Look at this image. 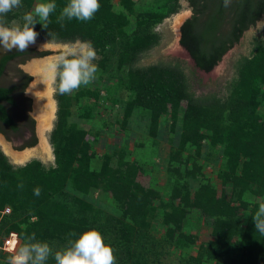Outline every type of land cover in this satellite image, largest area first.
<instances>
[{
	"label": "trees",
	"instance_id": "16d2710c",
	"mask_svg": "<svg viewBox=\"0 0 264 264\" xmlns=\"http://www.w3.org/2000/svg\"><path fill=\"white\" fill-rule=\"evenodd\" d=\"M38 1L48 2L21 0L20 12L12 10L5 15L6 25L11 26L32 11ZM113 1L99 0L100 8L89 21H61L60 13L69 0H54L57 8L47 29L37 22L34 30L56 43L91 42L96 53L102 55L95 63L98 79L108 68L106 49L120 41L121 50L111 76L129 92L130 99L123 107L125 117L140 111L143 118L149 119L152 135L166 123L179 139L168 170V202L156 205L161 191L149 182L144 164L129 160L126 150L115 156L106 155L102 168L93 169L96 154L89 132L73 121L71 97L58 91L57 123L51 134L55 165L48 167L32 160L16 166L0 150V211L10 207L12 212L1 231L4 236H15L23 242L35 233L36 240L48 242L52 248L60 245L57 250H62L87 230L99 229L104 233L103 226L96 228L104 212L90 196L99 192L117 206L119 217L109 220L115 222L111 227L123 242L127 259L136 257L131 264H147L136 252V242L146 237L152 240L149 246L141 244L143 253L159 243L151 237L154 220L158 221L163 241L179 249L181 259L188 257L184 264H264V233L256 230L253 221L260 206L257 200H264V41L257 40L253 54L236 62L237 75L228 85L227 97L197 96L178 66H136L143 53L159 44L160 37L151 26L178 12L179 0L170 10L143 13L135 24L125 11L112 10ZM120 1L126 8L134 4L133 0ZM188 1L193 15L181 26L180 45L204 73L213 72L245 32L264 18V0H230L228 7L224 0ZM132 25L135 29L129 33ZM50 54L35 48L27 52L0 50V119L5 124L16 129L7 110L17 104V74L23 82L21 94L25 95L33 81V76L21 66ZM8 79L12 81L8 83ZM101 92L89 88L79 99L88 97L95 103L108 100L112 104L121 100L102 96ZM25 101L24 110L29 113L32 100L25 95ZM83 108V120L96 113L94 107ZM28 117L33 140L20 150L38 143L36 121ZM205 142L210 148L212 166L219 167L220 192L214 183H204L196 189L191 184L208 166L193 163L189 167L194 160L192 152L195 150L200 156ZM184 154H188L186 159ZM195 213L212 231L211 239L192 255L187 250L196 244L190 231ZM8 256L6 251L1 252L0 264H8ZM46 264H55L54 258L49 257Z\"/></svg>",
	"mask_w": 264,
	"mask_h": 264
},
{
	"label": "rangeland",
	"instance_id": "374dc122",
	"mask_svg": "<svg viewBox=\"0 0 264 264\" xmlns=\"http://www.w3.org/2000/svg\"><path fill=\"white\" fill-rule=\"evenodd\" d=\"M40 2L41 1H38L37 3ZM133 2L134 4L132 7L126 8L120 0H114L112 3V10L116 13L125 11L130 19H132V23L135 24L137 20L142 17L143 13L154 11L163 12L164 10H170L177 6L175 0H133ZM13 10L18 11L19 7L14 8ZM177 11L178 12L176 13L169 14L161 23L153 24L151 26V30L160 37L159 44L151 50L143 53L137 61L136 66H178L186 73L191 90L195 92L197 96L216 94L222 98L227 97L229 94L228 85L237 75L235 70L236 62L241 57L251 56L253 54L255 42L257 40L264 41V18L259 21L257 25L251 27L245 32L241 41L225 55L213 72L204 73L196 68L186 50L180 45L181 26L192 16V8L190 7L189 1L179 0ZM22 18L23 16L15 20L11 26H13V24H19L22 26ZM133 29H135V27L133 28L132 25V27L128 28V32H132ZM119 42L120 41L117 40L116 44L109 46L106 49V54L109 56V62L107 64L108 68L105 70V73H103V77L100 79H97L96 77V79H94L88 86H81L78 90H75L69 95L73 103V121L75 120L74 122L78 123L83 121L85 126L91 129V132H88L90 135V141L94 147L99 141L100 133L104 131L107 134L110 129L111 125L107 118L117 116L121 108L124 107V104L130 99L129 92L122 88L123 86L120 85L116 77L111 76V74L115 72L114 70L116 69L118 54L121 50ZM80 44H82L80 41L66 44L56 43L38 36L36 44L29 46V48H35L39 51H50L51 54L44 58L31 60L21 66L25 72L33 76V81L27 88L25 95L32 100L31 115L36 121L35 129L38 143L34 147L26 148V150L21 151L20 148L24 145L8 142L4 137L0 136V150L8 157L12 164L19 166L25 165L32 160H39L48 167L55 165V154L54 148L51 144V134L57 123L58 102L56 96L58 93V79L53 81L48 66L53 63L61 53H66L73 48L78 50ZM101 58L102 55L97 53V59L93 61V63H97ZM38 66L43 69V72L34 70V68ZM44 71L49 73L45 75ZM11 81V79H8V83ZM89 88L92 92L96 89H101L103 91L101 92L102 96H111L112 98L121 100L117 104H112V102L108 100H98V103H95L93 102V99L88 97L80 100L79 95ZM88 102L90 103L87 104ZM87 105L89 107H94V112L96 113H93L91 118L80 120V114L84 109L83 107H86ZM47 109L49 110V113H47ZM106 128L108 130H106ZM127 152L129 153V158H131V160L138 158L139 155H144V153L139 154V152L137 154L134 152ZM117 153H119V151L112 153L111 156H115ZM183 158L186 159L187 154H184ZM196 158L198 161H195V163L203 164L202 166L207 164L208 166H204L199 178L196 181L191 180V184L198 186L200 182L201 184H207L208 182L211 184L214 183L220 192L222 181L218 178L219 167L210 166L212 163V155L205 153ZM146 176L150 182L152 174L150 177L148 175ZM90 196L98 202L99 208L104 212L96 228H100V226L104 227V233H101L99 229L97 230L102 234L104 242L113 248L116 257V264H131L136 257L132 260L127 259L128 257L125 255L124 244L119 239L116 231L113 230V227H111V225L114 226L115 222L113 219L111 221L109 220V218H112L113 216L115 218L119 217L117 206L109 203L108 197L105 194L93 192ZM257 201L259 204L264 203V200L261 199H258ZM9 215L4 217L3 222L5 219L9 220ZM197 215L198 214L195 213L192 220V225L195 227L190 228V231L196 237V244L192 249L189 251L187 250V252L192 255L198 253V248L202 243L211 239L212 228L203 224L204 222L202 218H200L201 222L198 224L197 219H199V216ZM153 228L154 230H151V237L156 238V241L159 243L151 245V250L143 253V247L141 246L142 243L147 244L148 246L151 244L152 240H150L149 237L134 244L136 252L142 256L143 261H147V264H184L185 259L188 257L181 259V251L163 241L162 233L157 229L160 228L158 221L154 220ZM12 237H14L15 240L19 239L21 243H23L20 238L15 236ZM11 244L13 245L12 240ZM58 247H60V245L55 246L53 252L56 251ZM6 252L8 253V251ZM123 258H126V261L122 260Z\"/></svg>",
	"mask_w": 264,
	"mask_h": 264
},
{
	"label": "clouds",
	"instance_id": "9594fccd",
	"mask_svg": "<svg viewBox=\"0 0 264 264\" xmlns=\"http://www.w3.org/2000/svg\"><path fill=\"white\" fill-rule=\"evenodd\" d=\"M230 0H224L228 7ZM21 6V0H0V50L4 52H27L30 45H35L39 33L34 30L37 22L45 29L49 18L56 11L54 0L37 3L34 10L23 16V25L7 26L4 17L14 8ZM99 0H69L63 7L59 20H91L99 10ZM97 53L91 42L80 44L79 49L61 53L48 68L53 81L58 79V91L61 95H70L81 86H88L96 77L98 66L93 63ZM255 228L264 233V203L253 216ZM72 235H75L73 233ZM8 264H46L53 257L55 264H116L114 250L104 242L102 234L90 229L70 241V246L53 252L48 242L36 240L35 233L25 237L21 243L16 239L7 249Z\"/></svg>",
	"mask_w": 264,
	"mask_h": 264
},
{
	"label": "crops",
	"instance_id": "0c3cea01",
	"mask_svg": "<svg viewBox=\"0 0 264 264\" xmlns=\"http://www.w3.org/2000/svg\"><path fill=\"white\" fill-rule=\"evenodd\" d=\"M107 120L110 122V129L108 130L106 128V130H108L107 134L102 131L100 133L99 141L95 147L93 146L96 154L95 160H93L92 164L93 169H101L103 165V158L114 152L127 150L129 152H134L135 154L138 152L139 154L144 153V155H139L136 159L140 163L144 164V171L149 177L152 174L150 177L152 185L161 191L160 198L157 200L158 202L156 205L168 202V198L165 195V191L168 189V170L172 161V153L178 149L179 145V139L175 136L174 132L170 130L169 125L162 123L158 132L155 135H152L150 131L149 119L143 118L140 111H135L130 117L126 118L123 107L117 116L108 117ZM79 124L91 132V129L86 127L83 121ZM205 153L210 155V148L207 143L202 147L200 156ZM192 155L194 160L189 163L190 168H192L195 161H198L196 157L199 156L196 154L195 150L192 152L191 156ZM129 160H131V158H129ZM211 164L210 166H212ZM200 185L201 182L198 186H194V184L192 186H194L193 189H196ZM193 218L194 216H192V219L190 220L192 224ZM198 218L199 219H197V221L198 224H200L201 219L200 217ZM203 222V224H206L205 220H203ZM194 227V225L190 224V228ZM209 228L211 227L209 226ZM11 240L14 243V237L10 238L9 248L12 245Z\"/></svg>",
	"mask_w": 264,
	"mask_h": 264
},
{
	"label": "flooded vegetation",
	"instance_id": "af4514ba",
	"mask_svg": "<svg viewBox=\"0 0 264 264\" xmlns=\"http://www.w3.org/2000/svg\"><path fill=\"white\" fill-rule=\"evenodd\" d=\"M192 15H193V10H192ZM15 80L18 86V90L14 92V96L17 99V104L16 106L13 107L9 106L8 107L9 109L7 111L10 117L14 119L16 123V129L5 124L0 119V136L4 137L8 142H13L14 144H19V145H26L33 140L32 126L30 124V118L28 117L32 115L31 112L26 113V111L24 110L26 104L25 95L23 93L22 94L20 93L21 87L23 85L22 78L17 74Z\"/></svg>",
	"mask_w": 264,
	"mask_h": 264
},
{
	"label": "built area",
	"instance_id": "2783aa9c",
	"mask_svg": "<svg viewBox=\"0 0 264 264\" xmlns=\"http://www.w3.org/2000/svg\"><path fill=\"white\" fill-rule=\"evenodd\" d=\"M11 208L6 207L4 210L0 211V253L3 251H7L10 245V238L12 236L6 237L4 236L3 232L1 231L2 224H3V219L7 215L11 214Z\"/></svg>",
	"mask_w": 264,
	"mask_h": 264
},
{
	"label": "bare ground",
	"instance_id": "6f19581e",
	"mask_svg": "<svg viewBox=\"0 0 264 264\" xmlns=\"http://www.w3.org/2000/svg\"><path fill=\"white\" fill-rule=\"evenodd\" d=\"M34 70H37L38 72H43V69L40 68L39 66H38V67H35ZM44 73H45V75H46V74H48L49 72L46 73V72L44 71ZM43 83H44V82H43ZM47 113H49V110H48V109H47ZM14 159H15V158H14ZM19 160H20V159H19Z\"/></svg>",
	"mask_w": 264,
	"mask_h": 264
},
{
	"label": "water",
	"instance_id": "95a60500",
	"mask_svg": "<svg viewBox=\"0 0 264 264\" xmlns=\"http://www.w3.org/2000/svg\"><path fill=\"white\" fill-rule=\"evenodd\" d=\"M28 149V148H27ZM23 150H25V149H23ZM23 150H21V151H23Z\"/></svg>",
	"mask_w": 264,
	"mask_h": 264
}]
</instances>
